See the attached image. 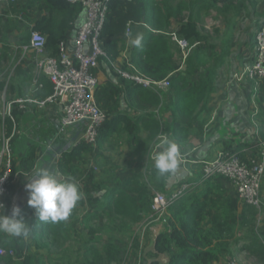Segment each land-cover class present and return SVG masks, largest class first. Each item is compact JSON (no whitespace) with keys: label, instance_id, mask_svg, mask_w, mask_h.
Returning <instances> with one entry per match:
<instances>
[{"label":"trees","instance_id":"1","mask_svg":"<svg viewBox=\"0 0 264 264\" xmlns=\"http://www.w3.org/2000/svg\"><path fill=\"white\" fill-rule=\"evenodd\" d=\"M235 2L234 4L233 0H193L191 3L180 2L176 7H173L171 0H109L107 17L100 36L105 55L100 57L99 64L104 63L113 71L112 62L125 48L124 43L116 36L126 28L128 22L132 24L145 22L152 30L143 35L142 49L132 48L130 60L134 65L133 71L156 81L170 77V88L175 91L180 115L190 119L193 113L191 103L199 102L214 89L217 68L231 58L233 54L231 47L234 39L229 37L223 43L222 49L216 54L198 46L186 58L185 63L189 69L182 70V65L173 50L170 34H175L179 39H185L190 44L201 42L207 39L201 33L197 22L198 15L202 11L226 12L232 4L235 5L239 16L247 11V14L243 16L250 18L252 13L258 11L259 0H235ZM35 5H40L46 13L35 18L30 12H25L22 7L21 21L31 20L33 22L32 29L40 31L47 37L46 50L48 55L57 56L60 42L67 39L73 24L83 11V6L81 3H70L67 0H26L24 8H34ZM12 9L18 13L17 7ZM185 10L191 12L195 10V18L190 17L185 22L180 23L176 31L171 32V25L175 17H181ZM18 27V22L14 21L13 18L3 19L0 17V40L8 39L9 34ZM29 41L30 32L25 37L27 44ZM210 60H214V64L209 73L192 82L189 77L207 65ZM129 81L131 85L128 92L135 96V99H139L138 107L150 109L161 104L162 96L160 93L162 92L154 88L144 87L131 79ZM37 86L41 98L50 95L53 91V84L45 74L38 75ZM99 87L100 83L96 89V97L108 115V119L99 132L98 143L102 144L111 132L119 131L123 123L131 130V126L134 129L135 124L129 116L120 117L118 115L109 118L108 109L102 105L105 95L109 96L108 88L100 90ZM107 106L109 107L110 104L108 103ZM12 116L13 119L6 117L3 120L1 118L0 123L5 127L8 135L15 132L12 137L13 142V139L17 137L15 107L12 109ZM143 123L149 132L148 140L152 142L158 135L168 131L164 129L159 133L162 128L161 121L154 116L153 112L147 113ZM87 152H91V148L85 142L69 148L64 153L65 160L60 167L61 171L65 172L72 160L82 161ZM14 173L13 160L11 183L14 180ZM212 179L208 180L201 196L193 193L187 198H179L180 202L170 206L171 228L162 231L155 242L156 255H168L166 264H219L223 255L228 251L230 252L231 238L239 236L241 227L254 224L257 215L256 207L244 203V208L240 210L237 198L229 195L217 180L212 181L216 183L214 186L211 185L210 180ZM150 183L154 186L152 181L144 182L138 175L134 174L124 179L123 188L118 186L107 188L105 201L108 203L111 212L122 219L123 227L139 222L147 211H151L152 214L153 195L148 189ZM157 186L161 187L160 184ZM10 188H13L11 184ZM87 199L91 201L94 197L90 196ZM84 201L82 198L77 203L72 210L73 214L71 213L69 217H73L77 208L85 205ZM7 207L8 201L5 208ZM90 216L91 214H88L87 217ZM43 228L45 231L42 230ZM72 228L66 220L47 223L39 221L36 216L33 217L29 226V234L32 233L33 235L36 253L35 255H25L24 264H61L62 257L56 258V260L51 257L38 263L36 260L40 256H46L41 255V248L51 250L54 246H63V240L67 241L71 237V231L74 230ZM238 236L237 240H234L235 243L238 242ZM113 242L111 240L104 247V251L89 244L86 246L84 260L76 259L70 264H111L118 261L119 248ZM250 252L264 262V244L258 239H254ZM89 254H92L93 257L90 258ZM11 260V255L0 256V261H5L6 264H9ZM149 264L162 263L158 259H154Z\"/></svg>","mask_w":264,"mask_h":264},{"label":"crops","instance_id":"2","mask_svg":"<svg viewBox=\"0 0 264 264\" xmlns=\"http://www.w3.org/2000/svg\"><path fill=\"white\" fill-rule=\"evenodd\" d=\"M25 3L26 0L0 2V17L3 19L14 17L13 20L18 21L19 18L12 13V8L17 6L23 7L25 12H30L35 18L46 13L45 10L41 9L40 5L25 9ZM85 16L83 8L82 13L76 19L67 36L70 43ZM22 24L25 25V29H32L33 27L31 20H25ZM127 24L126 28L116 36L124 43L125 48L117 59L112 62L114 70L112 71L104 63L102 65L99 64L96 69V75L100 83L99 89L108 88L109 96L104 94L102 105L108 109L109 118L118 115L120 117L129 116L132 118L135 128L133 129L131 126V130L123 123L119 131L111 132L102 144L97 143L95 147L89 145L92 154L88 156L86 162L83 161L81 163V161L72 160L68 166H81L88 172V169L93 167L92 161L97 155L98 159L104 161V164L109 167L118 165L121 167L142 168V173L147 181H152L154 185L160 184L162 190L168 193L176 186H179V184L200 182L203 177V162L215 159L222 151H237L242 158L250 160L253 154L256 153V147H259L264 142V94L262 96L258 95L251 80L247 78L237 79L235 77L236 68H239L235 54L232 52L231 58L225 64L219 66L220 68L214 79V89L210 95L199 102L191 101L193 113L190 119L180 115L175 91L171 88L160 93L162 102L158 107L141 108L138 107L139 99H135V96L128 92V88L131 85L130 78L124 75V72H133L134 66L130 60V54L134 47L128 45V39L129 35L132 37L137 33L144 35L151 31L152 28L141 21L131 23V30L127 32ZM174 26L173 21L171 32L176 31L177 28H174ZM170 35L172 37L173 50L180 62L182 49L174 40L172 33ZM9 37L13 40L14 58L18 55V59L13 65V73L15 71L16 73L12 78L10 77V87L8 88V103L14 102L16 109L17 137L12 142L15 172L14 180L11 183L13 188H9L10 193L6 198L8 207L5 208L1 215L11 216L13 207L18 206L20 208V217L25 220L29 227L32 218L35 217V210L27 203L29 198L25 188V185L29 182L27 176L31 175L32 170L36 166H41L55 171L59 179H67L68 177L61 171L60 167L65 160L64 153L68 147L62 145L65 134H59L58 132L60 111L57 106L47 105L39 108L34 105L20 106L15 103L16 99L23 96L40 97L41 93L38 91L37 86L38 74L36 71L35 52L31 49H24L27 43L24 42L23 30L18 27V29L9 34ZM240 55L243 66L248 65L254 59L255 49L251 53L244 47L240 51ZM234 60L236 61L235 63ZM182 70H185L184 66H182ZM193 77L192 75L189 77L192 82L195 79L197 80V78L194 77V79ZM108 103L110 104L109 107L107 106ZM6 104L2 99V102L0 101V109L5 108ZM149 112H153L154 116L161 121L162 128L159 133L167 129L169 131L168 137L173 139L181 149L182 165L175 173L166 177L157 175L153 162L147 155L150 145L159 137L158 135L153 142L148 140L149 132L144 126L143 119ZM0 125L2 124L0 123ZM68 130L69 133H73L70 131H75L72 138L74 142L78 138L81 141L83 126L72 127ZM134 173L136 172L125 174L115 186L123 188L124 179L134 175ZM87 177L89 178V175ZM144 178L141 179L140 177L141 180ZM214 178L226 192L231 193V190H236L235 184L231 180L218 176ZM104 182L108 186L98 190L99 196L85 202L89 208L93 204V208H90L92 212L98 207L95 202L106 203L107 188L114 187L113 185L110 186L111 182L107 181L106 178L102 180V183ZM85 183L91 185L92 181L87 179ZM204 189L201 188L200 192ZM261 198L262 205L259 207L262 208L261 213L258 212L254 224L245 225L248 228L245 231L244 229L240 231L237 247L231 249L232 255L235 254V249L237 250L238 247H242L248 254H252L250 250L254 239H258L264 244V175L261 181ZM83 199L85 200V198ZM106 204L108 205V203ZM241 204L242 209L245 204L243 202ZM71 226L77 232L78 225L74 223ZM151 233L154 235L153 247L148 250L151 255L145 257L143 264H148L152 260L158 259L155 254V242L159 232L156 229H152ZM141 241L143 246H147L144 243L145 240ZM240 242L243 243L240 244ZM0 245L4 248L15 250V255L12 256L9 264H24L25 255H35L36 248L32 233L26 237L21 236L19 238L0 233ZM255 257L258 264H264L257 255ZM39 258L36 263L42 261ZM146 258L149 259L147 260ZM0 264H6V262L0 261Z\"/></svg>","mask_w":264,"mask_h":264},{"label":"built area","instance_id":"3","mask_svg":"<svg viewBox=\"0 0 264 264\" xmlns=\"http://www.w3.org/2000/svg\"><path fill=\"white\" fill-rule=\"evenodd\" d=\"M6 0H0L4 2ZM70 3H81L85 10V18L79 25L71 43L68 39L60 42L57 56L46 55L47 37L37 30H32L29 44L25 50L35 52L37 74H45L53 84L50 95L41 98L26 95L16 99L20 106L34 105L39 108L47 105L57 106L60 111L58 120L59 134H66L69 128L83 126L82 142L95 147L98 143L100 128L108 119L107 112L101 107L96 97L99 84L95 69L99 66L100 57L105 55L100 38L103 30L109 0H67ZM131 30V22L127 24V32ZM173 38L184 51L189 42ZM255 57L253 61L235 72L237 79L247 78L254 84L256 91L264 85V24L261 23L254 35ZM134 69V66H133ZM134 82L144 87L154 88L160 92L171 87V78L152 80L139 72H124ZM14 102L7 103L2 113V119L12 116ZM0 135V215L6 207V198L10 193L13 167L12 137L5 127ZM168 134L161 133L159 139ZM259 154L255 158L245 160L237 151H222L213 160L203 162L202 181L223 176L231 180L236 187L238 198L255 207H261V181L264 175V142L260 144ZM257 147V148H259ZM194 183H182L179 188L168 193L154 192L151 215H166L173 205ZM15 255L14 249H7L0 245V256Z\"/></svg>","mask_w":264,"mask_h":264},{"label":"rangeland","instance_id":"4","mask_svg":"<svg viewBox=\"0 0 264 264\" xmlns=\"http://www.w3.org/2000/svg\"><path fill=\"white\" fill-rule=\"evenodd\" d=\"M193 0H171V5L173 7H176L180 2H192ZM234 4L236 3L235 0H233ZM232 4L231 8L226 12H219L216 10H210V11H202L200 13L199 18L197 20L199 28L201 33L206 36V40H202L201 42H196L193 44L189 43V47H187L184 51L182 50L180 55V63L184 68L189 69L187 67V64L185 63L186 58L188 55L192 53L193 50H195L198 46L207 49L208 52H214L215 54L219 52L222 49L223 43L229 38L232 37L233 43L231 47V51L235 54L237 63L239 68H236V71H239L240 68L243 67V63L241 61V55L240 51L242 48L246 47L248 49V52H254V49L256 48L255 42H254V33L255 29L261 25V23L264 24V0H259L258 4V11L256 13H252L250 18L245 17L243 15L247 14V11L245 14L239 16L237 14L235 5ZM22 7L17 6L18 13H15L12 11L13 15H16L18 17V25L21 30H23V37L25 42V37L28 35V33L33 29H25V25L22 24L21 17H22ZM194 10L191 12L190 10H185L183 12V15L181 17H175L174 19V28H178V25L182 22H185L190 17L196 16ZM14 18V17H9ZM195 18V17H194ZM254 31V32H253ZM1 38V37H0ZM12 41L10 37L6 40H0V101L2 102V99L4 100V103H8V88L10 87V77L16 73V71L13 73V65L15 61L18 59L13 54V46ZM178 43V42H177ZM20 52V50H19ZM48 54L47 52L45 53ZM255 57V55H254ZM15 59V60H14ZM236 61L234 60V63ZM214 60H210L207 65H204L203 68L201 67L196 74L193 76L197 78H201L202 75L206 76V74L209 73L210 68L213 66ZM220 67L217 68V71ZM194 73V72H193ZM193 77V78H194ZM194 78V79H195ZM196 80V79H195ZM259 90L256 91L258 95L262 96L264 94V85L259 86ZM166 91V90H165ZM211 93V92H210ZM209 93V95H210ZM3 109H0V117H2V113L4 112ZM73 133H69V130L65 134L64 140L62 145L67 146L68 149L74 147L75 145L81 143L80 139H76L75 142L72 139L73 134H75V131H70ZM3 133L2 125H0V135ZM164 133H167L165 131ZM169 135V133H167ZM73 140V141H72ZM159 138L155 140L151 145L147 152V155L150 157V155L156 151V144L159 142ZM66 149V150H68ZM262 149V148H261ZM260 147H256V153L253 154L252 158H255L257 154H259V150H261ZM92 152H87L84 154V159L81 161V163L84 161L86 162L88 159V156H90ZM96 158L92 161L93 167H90L88 169V172L81 166L74 167L72 165H69L65 169V175L68 178L74 179L76 182H78L80 189L83 193V198H85L84 202H88L87 199L90 196L97 197L99 196L98 190L103 189L104 186H108L107 183H102L103 179H107V181L111 182L110 186H115L118 184V181L120 178H123L125 174L128 172H136L134 174H138L141 179L144 178V175L142 173V168H136L134 170L133 167H126V166H114L109 167L104 164V161L98 159L97 155H95ZM94 156V157H95ZM150 159V158H149ZM70 164V162H69ZM89 175V178L87 177ZM221 178H225L223 176H218ZM91 180L92 184L87 185L85 183L86 180ZM227 179V178H225ZM144 182H146V177L143 179ZM208 180L195 182L192 184L188 189L184 192V194L180 197L182 199L187 198V196H190L193 193H197L201 196V188H205L206 184L208 183ZM216 180L213 178L211 181V185H215V182H212ZM148 182V181H147ZM94 183V184H93ZM82 185V187H81ZM176 186L174 189H177L180 187ZM148 189L150 190V194H154V192H165L162 190L161 187L157 185H152L151 183L148 184ZM173 189V190H174ZM216 192L217 189H216ZM166 193V192H165ZM228 193V192H227ZM229 195H232L233 197H236L240 204V210H241V200L238 198V195L236 193V190L232 191L231 193H228ZM84 200V199H83ZM92 200V199H91ZM180 202V199H178L174 204H177ZM98 207L93 212L89 208V206H86V203L84 206L77 208L76 212H74L73 217H68L66 222L69 226L72 224H77L78 229L77 232L75 230L71 231V237L66 241L63 240V246L56 247L54 246L51 248V250H48L46 248H41L40 252L41 255L46 256H40L39 259L47 260L48 258H51L53 260H56V258H63L61 264H70L76 259L84 260V255L86 252V246L89 244L97 247L101 251H104V247L112 240L113 243L118 246L119 248V254H118V261H114L111 264H143L144 259L146 256L151 255L148 253L149 249H152L153 247V238L154 235L151 233L152 229H156V231L159 232V234L166 230L167 228H171L170 226V209L167 211L166 215L160 216V215H151V211H147L144 213L143 218L134 224H130L129 226L123 227L122 219L115 215L113 212H111L110 207L108 208V205L95 202ZM91 206V204H89ZM259 210V211H258ZM262 208H257V215L258 212L261 213ZM92 212V213H91ZM73 214V212H71ZM88 214H91V216L88 218ZM71 215V214H70ZM252 225V224H251ZM248 228L247 226L241 227V230L244 229V231ZM45 231V228L42 229ZM245 233V232H244ZM158 234V235H159ZM44 235V234H43ZM238 236V235H237ZM231 238V249L237 247V242L235 243V239ZM239 237V236H238ZM141 240H145L144 243L147 244V246H143V243ZM237 240V239H236ZM243 242H240V244ZM233 246V247H232ZM228 251L225 253L222 257V261L219 264H258L256 261V257L254 254H248L242 247H238V249H235V254L232 255ZM147 252V253H146ZM36 253V252H35ZM156 254V253H155ZM90 258L93 257L92 254H89ZM73 258V259H72ZM156 258L162 263L166 264V260H168L167 254H161L156 255ZM147 260L149 258H146ZM147 263V262H145ZM53 264V263H52ZM149 264V263H148Z\"/></svg>","mask_w":264,"mask_h":264},{"label":"clouds","instance_id":"5","mask_svg":"<svg viewBox=\"0 0 264 264\" xmlns=\"http://www.w3.org/2000/svg\"><path fill=\"white\" fill-rule=\"evenodd\" d=\"M143 39L142 33H137L134 37L129 35L128 45L142 49ZM150 159L159 177L175 173L183 163L180 146L167 136L156 144V151L150 155ZM27 177V203L34 208V215L41 222L57 223L67 220L82 199L83 193L78 182L72 178L61 180L58 174L48 167L36 166ZM0 233L17 238L29 234V227L20 217L18 206L13 207L11 216L0 215Z\"/></svg>","mask_w":264,"mask_h":264},{"label":"water","instance_id":"6","mask_svg":"<svg viewBox=\"0 0 264 264\" xmlns=\"http://www.w3.org/2000/svg\"><path fill=\"white\" fill-rule=\"evenodd\" d=\"M27 192V191H26Z\"/></svg>","mask_w":264,"mask_h":264}]
</instances>
